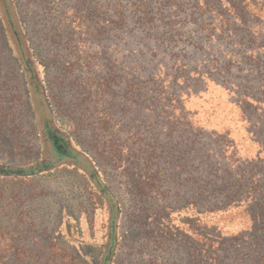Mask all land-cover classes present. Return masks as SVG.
I'll return each instance as SVG.
<instances>
[{
	"label": "trees",
	"instance_id": "16d2710c",
	"mask_svg": "<svg viewBox=\"0 0 264 264\" xmlns=\"http://www.w3.org/2000/svg\"><path fill=\"white\" fill-rule=\"evenodd\" d=\"M0 31L46 112L44 133L55 155L89 178L107 218L105 241L97 244L81 215L63 212L56 235L44 241L59 244L50 254L56 260L11 264H116L125 218L136 217L135 236L156 229L168 241L178 230L169 214L201 218V264H264V0H0ZM101 36L118 39L108 47L119 46L124 58L121 119L110 97L105 102L102 79L76 76L77 90L63 103L42 70L49 56L59 65L66 54H97ZM123 131L130 136L120 140ZM119 148H138L136 162L123 163ZM104 153L121 163L125 187L110 178ZM54 167L0 162V179L23 181ZM174 188L181 203L168 200ZM160 198L168 201L157 206ZM155 209L165 220L149 213ZM237 215L247 226L224 234L219 222Z\"/></svg>",
	"mask_w": 264,
	"mask_h": 264
},
{
	"label": "rangeland",
	"instance_id": "374dc122",
	"mask_svg": "<svg viewBox=\"0 0 264 264\" xmlns=\"http://www.w3.org/2000/svg\"><path fill=\"white\" fill-rule=\"evenodd\" d=\"M90 43L91 39L83 44L88 47ZM117 43L118 39L111 41L107 40L106 36H101L96 40L97 54L90 53V56L80 60L74 54H66L59 65L55 64L52 57H48V65L42 70H46L44 76L47 79L56 82L54 84L57 90L64 93L63 103L67 102L74 94L73 91L77 90L76 76L88 74V76H97L108 84L104 95L105 102L110 97V101H113L114 117L122 118L125 113L124 86L121 82L124 58L119 46L116 51L108 47ZM85 61L89 64L87 66L92 67L87 68L83 64ZM132 110H134L133 106ZM132 110L129 117L136 115ZM85 115L87 119L88 113ZM45 118L46 112L40 107L38 96L31 87L27 86L25 73L12 58V52L5 48L0 31V162L32 166L37 169L51 161L55 166L50 173L47 170H38L34 176L23 181L0 179V263L11 264L21 258L34 260L40 256L43 261L50 257L56 260L55 255L50 254L59 244L52 242L45 245L44 241L56 235V231L61 226L60 215L63 212L69 215L74 213L81 215L83 222L89 226V232L93 234L91 237L88 233L90 240H94L97 244L105 241L107 218L102 206L95 201L96 194L90 190V180L74 170V166L77 165L74 161L68 157L58 158L55 155L56 152L44 133ZM124 130H128L127 127ZM134 130L131 129V135H134ZM127 136L130 135L123 131L118 138L124 140ZM79 137L80 135L76 136L78 139ZM71 146L76 149L73 144ZM119 149L124 151L123 163L136 162L138 148ZM92 150L95 154L96 150L101 151V148H92ZM103 160L108 162L110 178L116 182V185L118 184V187L123 183L125 187L126 178L119 173L117 166L121 163L112 159L107 153L103 154ZM177 190L174 188L169 193L168 200L172 204H175L176 200L179 203L183 200L174 195V191ZM184 190L185 188H180V194H183ZM160 199L157 206L168 201L165 198ZM152 212L157 213L155 217L162 216L165 220L164 213H161L160 209L149 213L152 215ZM167 219L171 224L178 226V230L174 233L177 236L172 240L161 241L156 229H154L155 233L149 234V237L135 236L139 231L136 217L130 215L125 218L122 228V235L125 238L116 264H201V218L195 215L191 223V217L184 214H169ZM246 221L245 217L237 215L224 218L219 224L224 234L233 235L247 226ZM38 236L39 239L36 240ZM165 241L167 246H164ZM169 244L171 245L168 246ZM15 247L35 249L33 253L39 256L32 254L30 257L28 255L25 257L16 254ZM82 250L88 257L93 254L87 245H84ZM225 264L236 263L225 260Z\"/></svg>",
	"mask_w": 264,
	"mask_h": 264
}]
</instances>
